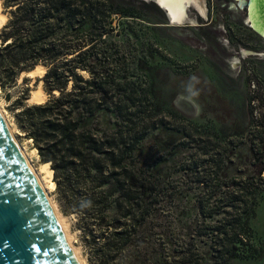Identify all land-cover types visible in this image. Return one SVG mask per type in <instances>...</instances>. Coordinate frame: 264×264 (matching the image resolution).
I'll return each mask as SVG.
<instances>
[{"label": "trees", "instance_id": "1", "mask_svg": "<svg viewBox=\"0 0 264 264\" xmlns=\"http://www.w3.org/2000/svg\"><path fill=\"white\" fill-rule=\"evenodd\" d=\"M2 1L9 18L0 32V84L47 67L50 98L22 106L16 121L44 160L61 161L81 187L64 197L95 222L99 264H228L260 256L251 220L263 199L264 166L230 171V141L182 162L183 180L165 179L144 157L142 143L164 126L162 114L179 112L163 108L155 49L135 55L126 44L124 18L144 21L131 4L138 0ZM260 141L264 146V136Z\"/></svg>", "mask_w": 264, "mask_h": 264}, {"label": "rangeland", "instance_id": "2", "mask_svg": "<svg viewBox=\"0 0 264 264\" xmlns=\"http://www.w3.org/2000/svg\"><path fill=\"white\" fill-rule=\"evenodd\" d=\"M142 2L132 1L131 4L144 21L133 17L123 20L130 34L126 44L135 55L144 56L151 47L155 49L152 74L163 108L179 112L176 116L172 111L171 115L164 112V126L144 139L146 160L156 161L165 179L173 174L175 181L183 180L182 162L193 154L221 151L230 141L227 150L233 161L227 163L229 170L257 173L264 166L260 151L264 149L260 141L264 136V40L249 27L246 11L240 10L235 0H198V5L191 4L187 8L184 23H174L157 4L144 1L158 8ZM1 11L9 18L2 0ZM118 21L121 19L117 18L116 23ZM116 27L121 26L117 23ZM28 72L23 76L22 72L10 84H0V104L36 168L49 164L51 196L85 263L99 264L92 251L91 234L97 233L95 222L74 211L64 197L72 188L75 192L74 188L81 187L65 174L61 161H45L33 140L18 127L16 114L22 106L35 103L30 100L33 90L41 85L46 92L45 74L31 76L26 74ZM49 98L46 92L44 102ZM187 131L193 134L192 138L185 135ZM186 214H190L189 210ZM251 225L262 248L260 256L237 258L228 264H264V192Z\"/></svg>", "mask_w": 264, "mask_h": 264}, {"label": "water", "instance_id": "3", "mask_svg": "<svg viewBox=\"0 0 264 264\" xmlns=\"http://www.w3.org/2000/svg\"><path fill=\"white\" fill-rule=\"evenodd\" d=\"M150 1L163 9L171 21L157 0ZM243 8L248 10V3ZM0 264H80L51 202L1 113Z\"/></svg>", "mask_w": 264, "mask_h": 264}, {"label": "bare ground", "instance_id": "4", "mask_svg": "<svg viewBox=\"0 0 264 264\" xmlns=\"http://www.w3.org/2000/svg\"><path fill=\"white\" fill-rule=\"evenodd\" d=\"M159 2V4L164 7L172 22L174 23H184L186 20V16H187V8L191 5V4H197L198 5V0H157ZM239 6L241 8L244 7V5L246 3H248L249 5V18L248 20L250 21L249 23L257 30L259 31L262 35V37H264V14H263V0H238ZM200 9L203 10L202 6H200ZM200 10V11H201ZM202 12V11H201ZM7 14L3 13L1 11V0H0V29L3 27V25L7 22ZM47 71L46 66H44L43 64H38L34 69H32L31 71H29L28 75L34 76L36 73H41L42 75H44ZM25 74V72H23L22 76ZM40 74V75H41ZM20 79L22 80V78L20 77ZM46 98V92L44 91V89L41 87L33 90V94L32 97L30 98V100L32 102L35 103H41L44 102ZM0 113L3 117V119L5 120V122L7 123V125L9 126L10 131L12 132V135L14 136L16 142L18 143L23 155L25 156L26 160L28 161V163L30 164V166L32 167L33 171L35 172L38 180L40 181L49 201L51 202V205L54 209L55 215L57 217V220L60 224V227L64 233V235L66 236L71 248L73 249L77 259L79 260L80 264H86L79 249L75 246L74 242H73V238L71 236V232L69 231V226L65 220V218L61 215V213L58 210V207L56 205V203L54 202L51 193H50V189L48 184L50 185V179L52 178V174L51 172L47 169V167H45L44 165L41 167V169L36 168L37 166H35V164L32 161L31 155L28 153V150L24 147H22V145L19 143L18 138L16 137V135L14 134V131L12 129V127L10 126V123L8 122V119L6 117V114L4 113L2 106L0 104ZM45 173V174H44ZM52 185V184H51ZM50 185V187H52Z\"/></svg>", "mask_w": 264, "mask_h": 264}, {"label": "flooded vegetation", "instance_id": "5", "mask_svg": "<svg viewBox=\"0 0 264 264\" xmlns=\"http://www.w3.org/2000/svg\"><path fill=\"white\" fill-rule=\"evenodd\" d=\"M236 2H237V7L240 9V10H242V11H246V17L247 18H249V5H248V10L246 9V8H241L240 6H239V3H238V0H235ZM249 24V23H248ZM252 30H253V32H255L257 35H259L260 37H262L259 33H257L251 26H249ZM262 39L264 40V37H262Z\"/></svg>", "mask_w": 264, "mask_h": 264}]
</instances>
